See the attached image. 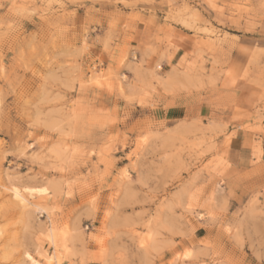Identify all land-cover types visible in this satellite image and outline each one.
Wrapping results in <instances>:
<instances>
[{
  "label": "rangeland",
  "instance_id": "374dc122",
  "mask_svg": "<svg viewBox=\"0 0 264 264\" xmlns=\"http://www.w3.org/2000/svg\"><path fill=\"white\" fill-rule=\"evenodd\" d=\"M131 2L96 3L75 19L55 4L5 18L2 44L18 54L0 115V264H260L264 6ZM73 40L80 48L68 47ZM153 48L160 70L170 69L168 94L199 92L195 113L170 104L167 119L139 117L156 110L152 93L143 107L137 95L149 85L142 66ZM54 52L81 60L51 75L42 69ZM120 65V76L109 72ZM73 74L70 113L61 81ZM242 83L257 87L246 110L237 105Z\"/></svg>",
  "mask_w": 264,
  "mask_h": 264
},
{
  "label": "clouds",
  "instance_id": "9594fccd",
  "mask_svg": "<svg viewBox=\"0 0 264 264\" xmlns=\"http://www.w3.org/2000/svg\"><path fill=\"white\" fill-rule=\"evenodd\" d=\"M122 0H0V29L4 27L5 18H13V13L18 8L25 9H33L36 12H43L45 9L51 8L52 5H58L59 10L64 11L65 9H70L71 11H67L65 13V18L75 19V14L78 9H85L87 11H91L94 9L96 3H100L102 6L111 5L113 3H120ZM145 3L150 5H167L171 6L173 0H132L131 3H128L127 6L132 7L136 3ZM261 5L264 6V0H261ZM157 11H163L162 7L156 8ZM15 22V21H14ZM11 28V24L8 25ZM157 42H159L157 40ZM69 48L76 47L80 48L79 40H73L69 45ZM90 47L89 44H84L83 49H81V54H83L84 50H87ZM102 49V50H101ZM107 49L103 46H98L97 52L93 53L94 56H97V59L103 58V53L106 52ZM9 52H12V56H9ZM17 51L11 48L5 47L2 44V37H0V81H4V84H0V115L3 113L4 108V93L8 92L11 94V81L14 76L15 64L12 63L16 56ZM55 59L48 62L45 66V69L42 71H46L48 74L55 75L59 74L61 77L64 76V69L76 67L75 61H80L81 56H72L65 54L61 56L59 53L54 52L52 54ZM156 57V59H153ZM5 63H9V71H5L2 67ZM91 63H96V61H92ZM91 63L83 69L84 78H87V74L92 72L93 69L91 67ZM161 61L159 59L158 50L153 48L151 49L150 56L144 57L143 63V74L147 75L150 78L149 85L146 88L140 90L137 94L140 97V106H144L143 97L147 96L148 93H152L154 99L152 103L149 105V109L155 108V111L146 110L140 111L139 117L144 119L146 117H153L156 120H159L161 116L164 119L168 118V111L170 110L168 106L170 104H174L178 108L186 109V110H195L202 106L198 105L194 99V96H199V92L194 89L191 85L184 86L179 94V98H174L172 95L168 94L169 90L166 84L165 78L168 75L170 69L166 71H162L161 69ZM101 65L97 64L96 71H99ZM126 69L123 65L117 67H110L109 72H115L117 76H120L123 71ZM103 74V73H102ZM74 78L66 79L61 81V93L62 100L65 107L69 109L71 113V106L75 102L76 94L78 92L77 82L75 79V74H73ZM164 82V83H162ZM152 84H156L157 87H152ZM5 85H9V87H5ZM159 89V90H158ZM129 104L128 107L131 111L135 112L137 108V99L132 96V94L128 95ZM72 119L71 115H69V121ZM173 125H168V127H172ZM260 264H264V256L260 258Z\"/></svg>",
  "mask_w": 264,
  "mask_h": 264
},
{
  "label": "crops",
  "instance_id": "0c3cea01",
  "mask_svg": "<svg viewBox=\"0 0 264 264\" xmlns=\"http://www.w3.org/2000/svg\"><path fill=\"white\" fill-rule=\"evenodd\" d=\"M257 87L248 83H242L238 88L237 105L241 109H250L257 99Z\"/></svg>",
  "mask_w": 264,
  "mask_h": 264
},
{
  "label": "bare ground",
  "instance_id": "6f19581e",
  "mask_svg": "<svg viewBox=\"0 0 264 264\" xmlns=\"http://www.w3.org/2000/svg\"><path fill=\"white\" fill-rule=\"evenodd\" d=\"M12 192H13V195H15V197H18V198H22L23 199L22 195L17 190L14 189V190H12ZM52 241H54V240H52ZM34 262H35V260H34Z\"/></svg>",
  "mask_w": 264,
  "mask_h": 264
},
{
  "label": "snow or ice",
  "instance_id": "6c2138e0",
  "mask_svg": "<svg viewBox=\"0 0 264 264\" xmlns=\"http://www.w3.org/2000/svg\"><path fill=\"white\" fill-rule=\"evenodd\" d=\"M26 191H28L29 189H25ZM29 260H31V257H28ZM33 264H35V262L33 261Z\"/></svg>",
  "mask_w": 264,
  "mask_h": 264
}]
</instances>
